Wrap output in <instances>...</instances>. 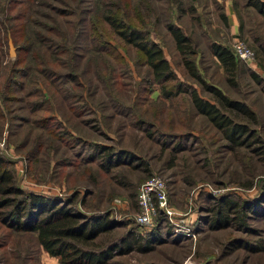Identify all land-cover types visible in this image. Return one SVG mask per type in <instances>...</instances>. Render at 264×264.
<instances>
[{
	"label": "rangeland",
	"instance_id": "1",
	"mask_svg": "<svg viewBox=\"0 0 264 264\" xmlns=\"http://www.w3.org/2000/svg\"><path fill=\"white\" fill-rule=\"evenodd\" d=\"M35 1L0 0V154L16 184L73 195L86 214L107 213L111 227L95 237V246L120 244L104 264H264V13L253 5L264 0H80V20L68 0L50 32L58 46L42 45L40 56L26 58L30 32L22 22L25 14L36 15ZM105 9L156 41L174 77L156 81L140 51L101 20ZM93 26L100 39L91 35ZM173 26L187 38L184 52ZM235 39L252 50L250 60L234 53ZM213 42L235 55L233 73ZM183 56L194 61L199 78ZM205 84L252 111L250 117L231 112L251 133L245 143L231 145L192 106V88L214 100ZM152 174L163 179L174 212L158 210L140 224L137 191ZM222 196L253 201L245 225L206 222ZM0 264L62 263L35 231L0 219Z\"/></svg>",
	"mask_w": 264,
	"mask_h": 264
},
{
	"label": "trees",
	"instance_id": "2",
	"mask_svg": "<svg viewBox=\"0 0 264 264\" xmlns=\"http://www.w3.org/2000/svg\"><path fill=\"white\" fill-rule=\"evenodd\" d=\"M67 1L36 0V15L25 14L22 24H25L26 30L30 32V34L25 33L23 43L26 58L31 56V53L40 56V48L44 46L50 47L52 44L58 46V39L51 36L50 32L55 30V24L59 22L57 14L64 13V7L61 5ZM73 4L72 12L77 14L76 20H80V0H73ZM261 4L260 1L253 3L264 13V6ZM89 10L86 8V13ZM100 18L125 43L131 44L140 51L144 63L156 81L165 82L174 77V72L160 45L145 37L140 28L122 19L117 20L110 9L103 10ZM12 28L13 26L9 27V31ZM93 29L94 33L91 35L99 38V34L102 33L101 29L96 26H93ZM170 30L178 49L181 52L186 51L187 38L182 31L177 26L171 27ZM212 51L225 71L233 73L236 67L233 52L218 42L212 43ZM183 64L189 74L199 78L195 63L190 57L183 56ZM30 65L28 62L24 63V70L30 68ZM205 86L214 95V100L201 96L192 88L189 90L192 106L204 114L231 145L245 143L251 133H248L245 123L234 119L231 112L235 110L250 117L252 111L243 101L227 97L217 87L208 84ZM178 90L181 89L178 88ZM161 92H164L166 96L171 94L167 87H162ZM1 94H4L2 90ZM4 98L8 97L4 95ZM101 147L107 156L110 155L106 146ZM74 197L73 195L59 197L24 190L16 184L13 170L7 165L6 158L0 154V219L2 222L16 229L35 231L38 243L49 254L56 255L62 264H104L111 256L112 250L120 243L115 241L95 246L96 241L94 240L101 231L111 227V219L104 212L87 214L82 212L73 203ZM254 206L251 200L238 202L230 197L222 196L210 207L211 216L206 222H209L212 227L226 226L230 223L235 224V222L245 225L241 219L248 215L247 212H252L255 209ZM124 240L121 238V241ZM125 244L129 246L128 243Z\"/></svg>",
	"mask_w": 264,
	"mask_h": 264
},
{
	"label": "built area",
	"instance_id": "3",
	"mask_svg": "<svg viewBox=\"0 0 264 264\" xmlns=\"http://www.w3.org/2000/svg\"><path fill=\"white\" fill-rule=\"evenodd\" d=\"M232 45L234 53L239 58L244 60L252 58V50L242 40L235 39ZM137 201L139 209L135 214V220L140 224L150 223L152 215L158 210L168 215L174 212L167 200L165 183L160 176L155 174L141 182L137 191Z\"/></svg>",
	"mask_w": 264,
	"mask_h": 264
}]
</instances>
